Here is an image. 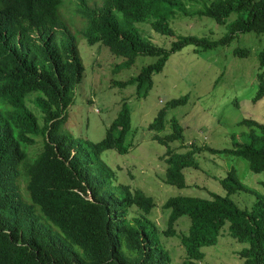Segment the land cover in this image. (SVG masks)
<instances>
[{
  "label": "trees",
  "instance_id": "1",
  "mask_svg": "<svg viewBox=\"0 0 264 264\" xmlns=\"http://www.w3.org/2000/svg\"><path fill=\"white\" fill-rule=\"evenodd\" d=\"M97 1L81 0L79 7H90L83 31L89 44L100 42L122 56L118 68L131 66L139 55L156 58L136 75L112 80L120 87L134 84L139 97L146 96L152 75L163 69L170 54L186 45L199 52L227 45L240 33H264V0ZM60 4L61 0H0V264H170L158 227L149 217L155 206L152 196L114 183L115 169L101 158L105 150H130L126 103L99 141L77 138L64 127L84 65ZM177 13L205 15L221 24L231 13L237 16L217 39L180 35L168 48L144 37L134 25L152 17L155 31L173 36L168 20ZM233 54L246 56L249 50L235 48ZM258 60L259 68L264 67V46ZM257 79L253 100L264 95L262 72ZM187 100V94L169 100L147 128L162 130L167 109ZM239 124L249 127L246 143L224 149L190 143L186 151H176L170 144L182 139L183 128L171 118V132L152 136L166 146L164 182L185 187L183 169L198 168L195 153L201 151L239 156L252 171H264V123L244 118ZM39 135L41 147L31 155L29 148ZM219 182L225 195L168 197L162 204L169 210L162 233L176 235L175 224L186 215L190 223L179 236L186 256L182 264H202L201 248L216 244L227 225L231 237L248 244L237 252L244 263L264 264V192L250 209L240 208L231 194L250 189L235 169ZM261 185L264 189V181Z\"/></svg>",
  "mask_w": 264,
  "mask_h": 264
},
{
  "label": "rangeland",
  "instance_id": "2",
  "mask_svg": "<svg viewBox=\"0 0 264 264\" xmlns=\"http://www.w3.org/2000/svg\"><path fill=\"white\" fill-rule=\"evenodd\" d=\"M97 3L101 4L100 0ZM80 5L81 0H61L59 7L84 65V75L75 86L74 100L68 108L64 127L77 138L99 141L117 116L122 103H126L130 110V150L124 154L114 149L105 150L101 158L115 169L114 183L127 184L131 189L139 188L152 196L155 206L149 217L158 227L159 242L168 250L170 264H182L186 256L179 236L187 231L190 220L186 215L181 216L175 224L176 235H164L162 230L166 228L169 213L168 209L162 207L164 201L174 195L203 198L209 197L210 192L225 195L219 179L234 168L239 180L250 190L237 191L230 197L240 208L250 209L264 192L261 185L264 171H252L248 161L239 156L201 151L195 153L199 167L183 169L187 183L185 187L167 184L163 179L166 163L162 158L166 146L152 136L155 133L164 136L171 132L173 118L183 128L182 139L170 144L176 151H186L190 143L224 149L233 148L235 143L248 142L249 127L239 122L250 118L264 123V95L253 100L258 90L257 73L262 72L264 77V67L259 68L258 60V53L264 46V33H240L227 45L199 52L194 50L193 45H186L170 54L163 69L152 75L153 85L146 96L139 97L134 84L120 87L112 85V80L134 76L142 65L156 58L139 55L131 66L116 67L124 59L122 56L113 54L100 42H87L83 31L87 25L86 10L90 7L79 11ZM194 5V8L198 7ZM236 16V13H231L221 24L209 16L177 13L168 20L174 31L173 36L155 31L150 25L152 17L134 25L144 37L168 48L180 35L217 39L228 32V23ZM58 37V41H61L62 35ZM235 48H247L249 54L236 56L233 54ZM186 94L188 100L185 104L167 109L162 130L151 131L147 128L158 110L166 106L169 100ZM28 103L36 113H40L32 101ZM41 144L42 136L39 135L36 143L29 148L30 154L34 155ZM227 231L225 225L216 244L201 248L205 254L202 264H245L237 252L248 244L237 241Z\"/></svg>",
  "mask_w": 264,
  "mask_h": 264
}]
</instances>
